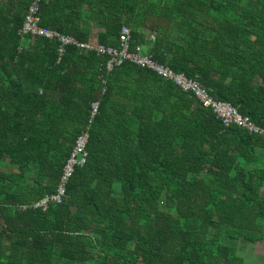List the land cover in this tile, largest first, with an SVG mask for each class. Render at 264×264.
<instances>
[{
    "label": "trees",
    "instance_id": "16d2710c",
    "mask_svg": "<svg viewBox=\"0 0 264 264\" xmlns=\"http://www.w3.org/2000/svg\"><path fill=\"white\" fill-rule=\"evenodd\" d=\"M32 1L0 0V264H246L242 245L264 243V136L146 68L22 35ZM36 15L105 47L129 27L131 51L264 126V0H40ZM85 130L62 202L33 208Z\"/></svg>",
    "mask_w": 264,
    "mask_h": 264
},
{
    "label": "built area",
    "instance_id": "2783aa9c",
    "mask_svg": "<svg viewBox=\"0 0 264 264\" xmlns=\"http://www.w3.org/2000/svg\"><path fill=\"white\" fill-rule=\"evenodd\" d=\"M40 0H33L28 6L25 13V19L22 28L19 31L22 35H41L47 38L58 37L61 44L72 43L78 49L94 52L96 55L107 57L105 70L111 71L115 67L120 66L123 62H129L134 66L146 68L165 80L173 83L181 92L194 96L199 103L208 108L224 127L231 125L237 126L241 130L249 134H257L264 136V126H259L247 117H243L229 103L215 100L208 91L202 87L198 81L186 77L183 73H177L170 68L154 61L151 56L142 53V48L136 46L134 50H130V29L123 26L118 35L117 47H105L96 43L79 42L71 37H63L57 32L43 29L39 27V17L36 15L37 6ZM153 40V36L150 37ZM59 47V52L62 53ZM98 102L91 104V118L96 114ZM88 131H82L76 138L72 152L65 161L62 172L58 180L56 191L53 194L46 195L41 200L35 202L32 207L46 210L49 202L60 204L65 197L66 184L72 175L75 167H82L86 162L87 151L86 145L88 141ZM25 208V207H23Z\"/></svg>",
    "mask_w": 264,
    "mask_h": 264
},
{
    "label": "rangeland",
    "instance_id": "374dc122",
    "mask_svg": "<svg viewBox=\"0 0 264 264\" xmlns=\"http://www.w3.org/2000/svg\"><path fill=\"white\" fill-rule=\"evenodd\" d=\"M242 248H243V251L246 253V254H251L250 256H252V258L248 257L246 258V264H253L254 263V257L255 255H262L264 256V243L262 244H256V245H252V246H248V245H242ZM256 262V261H255Z\"/></svg>",
    "mask_w": 264,
    "mask_h": 264
},
{
    "label": "crops",
    "instance_id": "0c3cea01",
    "mask_svg": "<svg viewBox=\"0 0 264 264\" xmlns=\"http://www.w3.org/2000/svg\"><path fill=\"white\" fill-rule=\"evenodd\" d=\"M129 28V27H128ZM97 29L95 27H92L91 29V34H90V38L88 41L86 42H89V43H96L98 44V42L96 41V33H97ZM152 35H149V39L151 40V37ZM136 46H140V45H136ZM141 47V46H140ZM142 48V47H141ZM145 52L144 49H142V53ZM248 246H252V245H248ZM242 251H243V248H242ZM243 254H246L245 252H242ZM248 257L252 258V256H250L251 254H246Z\"/></svg>",
    "mask_w": 264,
    "mask_h": 264
}]
</instances>
